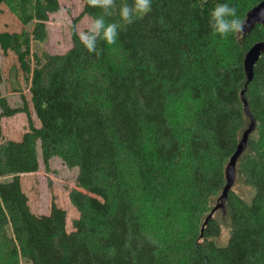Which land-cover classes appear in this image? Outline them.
<instances>
[{
    "label": "trees",
    "instance_id": "obj_1",
    "mask_svg": "<svg viewBox=\"0 0 264 264\" xmlns=\"http://www.w3.org/2000/svg\"><path fill=\"white\" fill-rule=\"evenodd\" d=\"M260 1L152 0L147 15L122 25L116 44L98 42L97 57L76 35L81 17L100 14L84 0L61 54L30 51L46 40L58 0H0L24 27L0 31V51L16 60L9 83L20 98L9 105L0 97V119L27 118L19 140L0 128V264H264V52L248 83L243 69L246 51L264 41L260 24L247 30ZM121 2L106 22H119ZM218 3L237 8L241 34L213 33ZM242 90L255 126L235 172L253 192L246 202L231 186L219 209L228 237L216 246V211L200 228L249 124ZM52 158L76 170L69 232L63 209L51 201L47 214L32 213L20 185V175L35 173L39 159L48 169Z\"/></svg>",
    "mask_w": 264,
    "mask_h": 264
},
{
    "label": "rangeland",
    "instance_id": "obj_2",
    "mask_svg": "<svg viewBox=\"0 0 264 264\" xmlns=\"http://www.w3.org/2000/svg\"><path fill=\"white\" fill-rule=\"evenodd\" d=\"M59 9L48 15L46 22L47 37L42 43L32 42L30 51L39 53L45 50L51 54L64 53L71 45L70 27L72 20L81 12L82 0H58ZM11 14L3 6L0 7V31H24V27L19 25ZM89 17L83 16L76 23V32L87 28ZM16 66L15 57L11 53L3 55L0 51V97H5L9 105H16L20 102L19 94L12 91L13 83H9V70L11 66ZM16 80L19 82L22 94L27 101L30 119L35 127L39 126L37 119L29 102L27 85L22 80V75L17 69ZM2 136L5 139L19 140L22 133L27 130V118L25 114L18 113L14 116L0 119ZM35 173L20 175V185L26 195L28 205L32 213L44 215L49 211L51 201L66 212L65 228L69 232L72 230L71 221L77 217V212L69 203L67 193L75 188L76 170L67 168L58 158L49 161L48 169H45L41 160ZM232 189L246 202H250L253 189L246 186L241 176L236 174ZM214 217L220 224V234L213 238L216 246H224L228 237V222L222 210L214 213ZM19 264H28L25 262Z\"/></svg>",
    "mask_w": 264,
    "mask_h": 264
},
{
    "label": "clouds",
    "instance_id": "obj_3",
    "mask_svg": "<svg viewBox=\"0 0 264 264\" xmlns=\"http://www.w3.org/2000/svg\"><path fill=\"white\" fill-rule=\"evenodd\" d=\"M86 6L99 9L100 14L89 18L86 29L76 33L80 43L90 54L97 57L102 55L103 49L98 47V42L107 45L117 42L122 25L130 26L136 20L147 15L152 9V0H122L118 6L119 22H106V18L114 15L117 9L116 0H84ZM245 21L237 16V8L227 3H218L210 12V28L213 33L221 38L230 34H241Z\"/></svg>",
    "mask_w": 264,
    "mask_h": 264
},
{
    "label": "water",
    "instance_id": "obj_4",
    "mask_svg": "<svg viewBox=\"0 0 264 264\" xmlns=\"http://www.w3.org/2000/svg\"><path fill=\"white\" fill-rule=\"evenodd\" d=\"M254 24H260L262 27H264V0H261L259 3H257L255 6H253L249 13L247 14V30L250 29ZM264 52V41H258L254 43L244 54L243 57V69L246 74V83L251 81L253 76V66L256 63V61L259 58V55ZM240 99L243 104V110L245 115L249 119V124L246 127V129L242 132L239 142L236 145L235 151L229 158L228 163L225 166L224 169V178H225V185L217 198L216 203L212 207L210 213L207 215V217L204 219L200 231H202L204 225L206 222L212 217L213 213L219 209H222L224 207V203L227 197V193L231 186L233 185L234 178H235V164L237 161V158L243 151L247 137L248 135L253 131L255 126V121L250 114L246 100L244 98V91L242 90L240 92Z\"/></svg>",
    "mask_w": 264,
    "mask_h": 264
}]
</instances>
